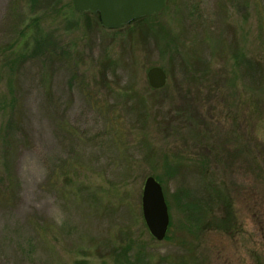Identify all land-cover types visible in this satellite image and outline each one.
<instances>
[{
  "label": "rangeland",
  "instance_id": "rangeland-1",
  "mask_svg": "<svg viewBox=\"0 0 264 264\" xmlns=\"http://www.w3.org/2000/svg\"><path fill=\"white\" fill-rule=\"evenodd\" d=\"M145 18L106 29L72 0H0V264H264V0H167ZM148 177L169 209L162 242L143 219ZM214 190L229 232L218 205L212 227L193 220Z\"/></svg>",
  "mask_w": 264,
  "mask_h": 264
},
{
  "label": "water",
  "instance_id": "water-1",
  "mask_svg": "<svg viewBox=\"0 0 264 264\" xmlns=\"http://www.w3.org/2000/svg\"><path fill=\"white\" fill-rule=\"evenodd\" d=\"M167 0H72L77 13L97 15L102 27L120 29L133 22L161 12ZM149 86L154 90L167 85V74L160 67H153L147 73ZM142 212L145 225L158 242L166 239L170 215L161 184L154 178L145 180L142 194Z\"/></svg>",
  "mask_w": 264,
  "mask_h": 264
},
{
  "label": "trees",
  "instance_id": "trees-1",
  "mask_svg": "<svg viewBox=\"0 0 264 264\" xmlns=\"http://www.w3.org/2000/svg\"><path fill=\"white\" fill-rule=\"evenodd\" d=\"M144 19H146V18H144ZM144 19H139V20L135 21L132 24H139V23L141 24V23H143L145 21ZM36 42H37L36 51H39V53H40L41 50H43L46 41L42 43V41L40 39H38ZM6 54H7V52L4 49L0 48V55L1 56L2 55L5 56ZM23 58H24V56H19V58H17V59L16 58L15 59H10L11 62H9L6 65V67L8 69V72L12 76L16 75V71L19 70V67H20V64L23 61L22 60ZM233 60H235V64H236L237 68L238 67L239 68H241V67L244 68V65H245V69H246L248 74L252 73V72H254L256 70V68H254L253 64L251 62H249L242 55L238 56V54H237L236 57H234ZM9 80H10V83H11L12 82L11 79H9ZM11 91L13 92L14 95L16 94V91L13 89V87H12ZM12 104L16 105V101L14 99H13ZM17 127L18 126H16V123L14 121H12L9 124V126L6 127L7 136H9L8 138H10L12 136H15V133H16V136H17V131H18ZM8 144H9V142H8ZM242 151H244L246 153V151L243 149V147H242ZM10 181H12L11 178H10ZM217 205H218L219 208L222 207L226 211L225 212L226 216H225L224 219L221 218V220L220 219L218 221L216 220L215 226H216L217 229H221V230L227 231V232L230 231V227L233 225L235 217H236V215L232 212V208H231L232 202L230 201V199H225L223 196H221L220 193L217 190H214L213 194H211V193L209 194V197L207 198L206 203H204V207H205L204 210L201 211L200 214L197 211V214H199V215L197 216V218H193V220L195 221V223L197 225V229H199V227L201 225H204V228H202V229H204V231H205V228L212 227L213 223L211 221L204 222V220H206V218L208 217V215L205 213V209H207L206 208L207 206H211V207L214 208V206H217Z\"/></svg>",
  "mask_w": 264,
  "mask_h": 264
}]
</instances>
